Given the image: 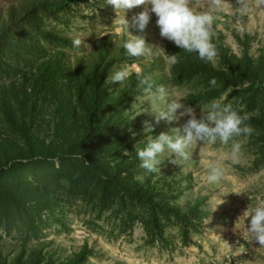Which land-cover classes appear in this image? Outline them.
<instances>
[{
    "label": "rangeland",
    "instance_id": "1",
    "mask_svg": "<svg viewBox=\"0 0 264 264\" xmlns=\"http://www.w3.org/2000/svg\"><path fill=\"white\" fill-rule=\"evenodd\" d=\"M244 2L247 11L224 0L213 13V64L162 38L154 13L144 33L129 28L152 54L132 57L105 0H0V264H264V247L233 231L264 196V6ZM193 7L211 11L209 0ZM120 69L130 77L111 83ZM137 72L169 99L186 97L197 118L227 94L254 131L198 144L187 161L166 152L158 173L142 169L137 149L148 136L170 134L187 117L157 123L152 108L164 105L152 103ZM210 164L226 170L219 184L205 180Z\"/></svg>",
    "mask_w": 264,
    "mask_h": 264
},
{
    "label": "clouds",
    "instance_id": "2",
    "mask_svg": "<svg viewBox=\"0 0 264 264\" xmlns=\"http://www.w3.org/2000/svg\"><path fill=\"white\" fill-rule=\"evenodd\" d=\"M193 2L194 0H105V3L116 9L121 31L128 35L122 47L129 56L141 57L152 54V49L148 46L149 43L146 42L145 37L133 35L129 28L144 33L151 21V14L154 13L155 23L162 38L173 42L186 52L196 53L202 61L215 64L219 53L212 42L215 19L213 13L223 10L224 0H209L211 11H197L193 7ZM240 3L243 5L241 11H247L249 6L244 0H240ZM256 4L264 6V0H256ZM134 7H142L143 10L134 15L131 21L125 19L124 12ZM240 31L242 32L243 29ZM73 44L79 47L84 44V40L76 38ZM167 62L172 65L178 63L177 55H169ZM136 76L152 103L164 105L163 110H155L151 107L156 114L157 123L161 119L171 122L187 117L181 127L173 128L170 134L161 132L155 137L150 135L146 145L137 149L140 167L150 173L160 172L162 158L166 152L182 161H187L190 159V150L198 144H215L219 140L226 145L234 137L242 134L251 135L254 131L246 124V121L250 119L248 114L241 115L239 111L233 109L231 104L224 103L227 94L206 104L201 109V116L197 118L194 109L182 102L186 97L169 99L163 86L154 89L149 77L144 76L142 72H137ZM129 77L130 73L126 69H120L111 76L110 82L123 83ZM209 83L216 87V78H212ZM145 131L150 133L152 126L146 124ZM240 150L239 142L232 144L233 164L238 163ZM172 163L177 164V160L173 159ZM225 174L226 170L219 164H210L205 180L209 184H219ZM227 193L229 192L224 191L220 195ZM220 203H223L221 199ZM243 217L242 221H235L233 231H239L251 241L254 240L264 247V196H257L254 206L246 209Z\"/></svg>",
    "mask_w": 264,
    "mask_h": 264
},
{
    "label": "trees",
    "instance_id": "3",
    "mask_svg": "<svg viewBox=\"0 0 264 264\" xmlns=\"http://www.w3.org/2000/svg\"><path fill=\"white\" fill-rule=\"evenodd\" d=\"M259 64V62H254V65H251V66H255ZM250 66V67H251ZM259 72L258 74H260L261 72V66L258 65L257 68H256V72ZM91 99H92V109H97L99 107V104H100V94L98 92V88H93V91H92V95H91ZM85 111L87 112V115L89 117V120H90V127H88L87 131H86V134L90 133V131L92 130L91 128L94 126V122H93V118H92V115H93V110H89V108H85ZM18 132L20 133L21 135V138L23 140H27V137L24 136V132H22L21 130H18Z\"/></svg>",
    "mask_w": 264,
    "mask_h": 264
}]
</instances>
